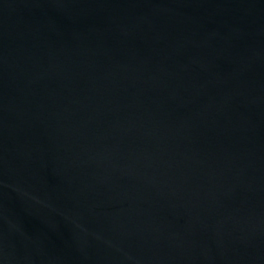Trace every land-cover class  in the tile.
I'll return each instance as SVG.
<instances>
[{
    "label": "water",
    "instance_id": "1",
    "mask_svg": "<svg viewBox=\"0 0 264 264\" xmlns=\"http://www.w3.org/2000/svg\"><path fill=\"white\" fill-rule=\"evenodd\" d=\"M0 264H264V0H0Z\"/></svg>",
    "mask_w": 264,
    "mask_h": 264
}]
</instances>
